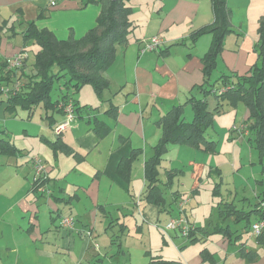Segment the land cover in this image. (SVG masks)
<instances>
[{
	"label": "crops",
	"instance_id": "0c3cea01",
	"mask_svg": "<svg viewBox=\"0 0 264 264\" xmlns=\"http://www.w3.org/2000/svg\"><path fill=\"white\" fill-rule=\"evenodd\" d=\"M239 1L226 0L230 23L235 19L233 10L238 9ZM240 3L242 4L243 1ZM130 5L132 6L131 3ZM247 7H249L247 16L249 20L243 18L239 22L236 21L240 29L235 28L237 33L243 36L238 35L234 39L233 35H230L226 39L229 40V47H234V51L238 49L239 55L233 54L232 50L224 47L217 56L216 67L210 75V83L226 74L222 73L224 69L232 72L242 70L248 72L256 64V62L250 63L253 57L251 51L256 52L258 24L264 15V0H249ZM133 9L132 6L130 20L134 23L135 29L140 23L138 17L141 16L145 20V26L138 34L140 36L136 37V43L131 42L132 38L129 40L128 37L127 45L118 48L114 63L105 72L109 83L108 89L98 96L90 86H84L73 96L76 106L81 110L65 131L58 135L53 132L54 126L64 119L63 112L58 111L57 108L45 110L46 107H36L40 108V118L47 123L44 126L52 132L51 138L45 135L44 127L26 123L30 119L18 118L17 111L14 114L6 112L9 114L7 118L3 111L0 118V139L10 141L24 154L5 156L0 152L2 158L0 168L12 167L16 172H30L33 177V181L27 183L26 180L22 183L19 199L10 206H17L21 216L28 218L27 228L21 232L26 234L29 245L7 242L6 252L16 260L12 262L7 257L8 261L4 264H19L20 258H23L27 264H52L56 258L67 259L68 264L74 261L75 264H94L99 259L102 261L98 264L103 261L104 264H131L126 258L132 246L131 239L141 237L145 225L160 234L162 247L164 243L167 244L162 234L164 232V227L161 226L162 217L168 221L173 216V212L168 213L166 206V211L160 213L161 208L142 200L146 190L145 172L147 163L154 160L155 147L162 135V130L156 122L172 107L183 104L184 98L187 101L190 96L196 97L194 87L203 83L202 57L209 48L211 36H207L206 39L201 36L195 42H192L191 36L194 31L212 24L214 17L211 0H156L152 7L145 8L141 15L135 14ZM99 12L98 7L80 8L77 0H60L54 8H50L48 0H0V60L2 62L11 60L25 49L28 58L19 72L30 74L32 71L27 66V61L30 53L35 51L33 48L37 49L38 46L33 40H24L29 23L33 22L38 29H48L58 39L68 38L69 32H72L75 38H79L95 26ZM231 29L236 33L232 27ZM152 36L163 38V45L156 52L140 55L139 44ZM235 42L239 44L236 45ZM197 44H201L200 47L206 50L195 52ZM220 61L226 66L219 63ZM220 64L221 70L218 71L217 67ZM85 88H90L94 96L87 97L84 92L86 90L89 94L90 89ZM53 99H57V95ZM188 107L191 109L189 104L184 106V112ZM99 125L105 131L102 136H98L95 131ZM242 125L244 122L236 126ZM228 133L224 136L228 137ZM253 134L247 130L242 137L230 135V138L242 139L251 146L248 140L253 139ZM15 136L19 139L31 140L36 145H41L43 142L44 146L49 147L45 149L44 154H34L42 158L47 165L49 181L45 188L49 194L33 185L35 178L31 163L23 162L27 148L22 142L16 143ZM176 145L167 146L155 167L159 179L158 185L164 190L166 204H171L170 207L168 206L169 210L175 206L172 198L174 193L182 198L185 197V194L179 193L177 187L172 190L176 186L173 183L178 177L177 174L183 173V169L178 168L179 164L171 162L170 154L167 153ZM216 149L218 152L221 151L218 142ZM136 150L140 152L132 158ZM225 154L228 155L231 165H234L233 159L236 160V157L232 149L230 153L225 151ZM168 172L172 173L170 182ZM197 172L198 175L201 174L203 168H199ZM16 175L20 176L21 173ZM196 179L200 181L202 178L192 176L190 191L192 196L195 195ZM261 179L262 174L255 181L257 193L263 190V186L258 183ZM165 187L172 190L169 199L167 198L169 190ZM222 202L226 201L222 200ZM41 207L48 209V217H41ZM64 215L74 217L80 233L90 231L91 236L84 237L83 234L68 233L60 229L58 227L60 217ZM252 216L253 221L250 220V224L257 220L255 214ZM115 220L127 229L121 238L123 254L120 256L117 255L116 245H112V237L118 233L119 225L114 223ZM111 222L112 228L108 229ZM233 225L229 227L231 234L217 233L220 237L217 241L219 247L217 248L221 254L219 259H216V252L213 249L202 246L197 251V256L190 254L192 257H189V261L192 264H264V249L257 247L254 236L250 237L249 230L244 229V226L241 227L240 223ZM196 226L198 227L197 224ZM6 227L16 230L18 226ZM199 228L201 230L195 235L198 240L199 236L205 237V230L203 227ZM216 228L217 226L215 230ZM172 233L174 237L178 236L175 232ZM172 233H170L171 238H173ZM157 238L158 241L149 244L155 243V250L159 251L160 237ZM187 242L189 245L185 241H175L174 244H180L179 248L184 250L188 246H195V242ZM243 243H246L245 248H242ZM204 250L212 255V262L209 257L203 261L201 252ZM142 252L145 253L144 258L148 259L147 264L153 257L172 261L165 259L162 254H152L147 245ZM160 252L161 250L158 253ZM249 252H257L258 259L249 263L244 258ZM74 254L75 257L72 259ZM56 264H66V262H56Z\"/></svg>",
	"mask_w": 264,
	"mask_h": 264
},
{
	"label": "trees",
	"instance_id": "16d2710c",
	"mask_svg": "<svg viewBox=\"0 0 264 264\" xmlns=\"http://www.w3.org/2000/svg\"><path fill=\"white\" fill-rule=\"evenodd\" d=\"M88 4L100 5V12L96 18L95 26L79 38H75L73 33L70 32L68 38L58 39L48 29H38L33 22L28 24V31L24 34V40H33L38 46L32 55L30 67L32 72L30 74L23 71L19 72L28 58V55H25V49H22L19 53L23 57L20 67L11 66L17 55L11 60L4 62L0 60V107L2 106L5 112L14 114L18 109H21L25 114L23 118L29 120L33 117L37 106L46 107L45 110L48 108H54L55 110L57 108L58 111H62L64 103L70 100L75 107L76 114H79L81 109L76 106L73 96L84 86H90L98 96L108 89L109 83L105 72L114 63L118 48L127 45L128 36L135 29L134 23L130 20L132 6L130 5V0H83L82 6ZM211 6L214 17L213 23L194 31L192 38H190L192 42H195L201 35L211 36L209 48L202 57L204 80L200 85V90L205 95L211 94L215 96V107L213 111H210L208 110L206 99L190 96L189 100L172 107L156 122L162 130V135L158 145L155 147L154 160L147 163L145 172L146 190L142 200L145 203L154 204L161 208L160 213L166 210H168V213L170 211L174 212V208L168 209L171 204H166L164 190L158 185L159 179L157 178L155 167L158 164L160 155L166 151L168 145L176 144L187 145L205 154H215L217 152V141L208 139L206 132L212 126L215 114L222 112L221 102L230 101L235 103L236 101H241L248 111L244 125L248 132L254 133L253 139L248 140V143L258 154L262 174V179L258 183L263 186V190L256 195L257 201L249 210L246 211L244 208H239L233 201L221 202L219 203V214L223 222L229 219L234 224L244 223V229L249 230L252 235L251 225L253 223L250 224L251 216L255 214L257 216L256 221L264 218V15L259 20L258 38L255 48L259 65L255 64L250 71L243 75L232 74L229 77L223 75L215 82L210 83V75L216 67L217 56L223 49V39L227 33L232 32L229 24L230 12L227 8L226 0H211ZM61 81L63 82L60 83ZM55 82L59 84L55 93L57 99H53L52 94ZM17 85L18 89L14 90ZM187 104L190 105L193 112L190 122H186L182 118L184 106ZM95 131L98 136H102L105 133L101 125ZM230 135L242 137V134L232 130V127L230 128ZM0 152L5 156L17 154L21 156L24 154L23 151L17 150L10 141L5 139H0ZM139 152V150L134 151L132 158ZM127 164H129V161ZM171 175V172L167 173L169 182ZM48 181V177L45 180L37 177L33 185L37 189H41ZM47 194H49V191ZM172 198L173 205L175 204L178 211V215L172 217H178L180 215L178 204L187 198L177 196V193H174ZM187 204L183 207L182 215L188 220L185 213ZM165 207L167 208L166 210ZM114 223L119 224L117 220ZM109 224L108 229H111L112 222ZM193 225L195 226L194 230L188 236V240L191 243L198 240L195 235L201 230L195 224ZM58 227L64 230L60 225V221ZM64 231L79 233V235L83 234L86 237L84 233H80L77 229V223L75 230ZM126 231V227L119 224L118 233L112 237V245H116L118 256L123 254L120 242ZM228 232L230 233L231 231L227 225L218 226L215 230V233L221 234H227ZM176 234L179 235L178 233ZM254 239L257 247L264 249V230L260 235L254 236ZM245 245L246 243H243L242 248H245ZM206 253L208 252L205 250L201 252L203 261L209 257L212 262V255L209 253L206 255ZM258 257L259 254L257 252H249L244 255V258L249 263L254 262ZM100 261L102 260L99 259L94 264H98ZM101 264H104V261ZM148 264L180 263L153 257L150 258Z\"/></svg>",
	"mask_w": 264,
	"mask_h": 264
},
{
	"label": "rangeland",
	"instance_id": "374dc122",
	"mask_svg": "<svg viewBox=\"0 0 264 264\" xmlns=\"http://www.w3.org/2000/svg\"><path fill=\"white\" fill-rule=\"evenodd\" d=\"M78 1L80 4V8L82 9L88 6H93V7H98L100 11V7L97 4H88L86 6H82L83 0H78ZM240 1H243V3L241 4ZM240 1L238 4L239 6L238 9L233 10L235 19H233V22L231 21V23H229L230 28L232 27L234 30L235 28L240 29L239 23H236V21L239 22V20L243 18L245 20H249L247 17L249 14V7H247V2L249 0H240ZM154 2H156V0L130 1V3L134 8L133 9L134 13L138 15H141V13L145 10V8L152 7V4ZM251 11L252 10H250V12ZM135 14L133 15L134 17ZM138 19L140 20L139 26L135 29L134 34L132 33L131 35L128 36L129 40L130 38H132L131 42L134 43H136L135 42L136 37L140 36L138 34L142 31L143 27L145 26V20L143 19V17L140 16L138 17ZM151 28L152 26H150V29ZM235 32L237 33L236 30ZM236 33L232 31L231 33H227L225 35L223 39L222 48L224 49L225 47V49L227 50H232V52H234L233 54L239 55V53L237 52L238 49L237 51L236 50L234 51L235 49L234 47H229V40L226 41V39L230 35L231 36L233 35L232 38L234 37V39H236L238 35H241L240 33L239 34L237 33L236 35ZM69 35L70 32L68 36ZM207 36L209 35H203L202 37L206 39L208 38ZM242 36L243 34L241 35V37ZM235 44L238 45L239 43L237 44L235 42ZM200 45L201 44H197V46L195 47V52L202 51L204 49V47L202 46L200 47ZM33 50H36V48H33ZM32 52L30 53L29 59L27 61L28 63L27 66L29 68L31 67L30 64L32 63V55H33ZM251 54L253 55V57L250 60V63L256 62V65H259L257 52L252 50ZM256 57L257 59H255ZM219 63L226 66V64H224L221 61ZM221 64L217 67L218 71L221 70ZM222 73H226L224 75L229 77L232 74L243 75L247 73V71L242 70L241 72H237V71L232 72L229 69H227V71L224 69ZM62 82L63 81H61L60 83ZM58 86L59 84L55 82L54 90L52 92L53 98L55 97V93L57 91ZM85 89H90V88H85ZM84 94L87 97L88 95L94 96L91 89L89 94L88 92H86V90ZM194 94L196 98L206 99L208 103V110L213 111L216 103L215 96L211 94L205 95L204 92L200 90V86L194 87ZM182 102L185 103V98L182 100ZM221 108H223L222 112L220 114H215L213 122L211 124L212 126L209 127V129L206 132V137L208 139L217 141L220 144L221 147L220 152L217 151L215 154H205L199 150L187 147V145L186 146L176 145L175 148H173L169 152L167 151V153L170 154L171 162H173L174 164H179L178 168L183 169V173L180 172L177 174L178 179L176 178L173 183L176 184V186H174L172 190H174L177 187L180 194H185L184 198H187L189 200L185 210L186 216L190 223H193L195 225L197 224L198 227H203V229L205 230V235H204L205 237L199 236V240L194 244L195 246H188V248L184 250L182 248H179L181 247L180 244H174V242L185 241V243L189 245L187 242L189 241L187 237H182L181 235L174 237L172 232L164 231L163 233L162 232L161 233L163 234V237L167 241V244L164 243L162 247V240L160 234L158 232L156 233L155 230L150 228L148 225H145L141 237L140 236L137 238L133 237L131 239L132 246L126 255V258L129 259L131 264H147L148 259L147 257L144 258L143 254L145 255V253L142 252V249H144L145 245L148 246V250H150L152 254H162V256L165 259H170L172 261L177 260L176 262H179L178 260H180L181 261L179 262L180 264H192L189 261V257H192L190 254L192 253L193 256H197L198 253L197 251H199V249H201L202 246L203 247L208 246L210 250L213 249L216 252V259H219L221 254H220V250L218 249L219 247L217 241L220 237L217 233H215V227L224 226V225L230 227L231 225L234 224L229 219L228 220L226 219L225 222H221V217L219 214V208H220L219 203L222 202V200L226 202L233 201L238 205L239 208H244V210L247 211L249 210V208H251L254 205L255 201H257L256 195L258 193L256 192V190L258 189H256L255 181L256 179L261 177L258 154L252 148V146H249L247 144L246 141L239 138H234V139L230 138V134L228 133L229 132L228 130L230 127H232V125H239L245 121V119L247 118L248 111L245 105L241 101H236L235 103H232L230 101L221 102ZM39 109L40 108L35 109V114L33 115V117H31L30 121H26V123H30V125L33 124V125H40V127H44L46 131L45 135L51 138L52 132L44 126L47 123L45 122V120H42L40 118ZM186 109L187 111L183 112L182 118L184 119V121L190 122L192 120V112L189 107ZM3 111L4 110L2 109V107H0V118ZM17 112H18V118L25 116V114L22 112L21 109H18ZM4 114L6 118L7 116H9V114H7L5 111ZM227 133L229 134V136L225 137L224 135ZM14 139L16 143L22 142V144H24L25 147L27 148L25 149V153L27 154L23 156L24 158L23 162L25 164L30 163V159L32 157H38V156H34V154H44V152L46 151L45 149L49 148L47 146H44L45 144L43 142H41V145L40 144L36 145V143L34 142L33 144L31 140L30 141L27 139L24 140L22 138L19 139L16 136L14 137ZM231 149L236 157V160L233 159L234 165L233 164L231 165L230 159L227 157L228 155L225 154V151H227V153H230ZM167 159H168V154H167ZM1 160L2 158H0V161ZM193 166L195 169H193ZM201 167L203 168V172L198 175L197 170ZM11 168H0V249H1L0 264H4L5 262H7L8 261L7 257H9L12 262H15L16 260L15 257L10 256L9 252H6L7 250L5 248L7 242L8 243L16 242V244H24L25 246L29 245L26 234L21 232L22 230L27 228L28 218L27 217L23 218L21 216V211L17 206L14 207H10V206L15 204V202L19 199L22 192V188H21L22 183L25 182L26 180L27 183L31 182V180L33 181V177H31L30 172L28 173L23 171L16 172V169L14 168L11 169ZM17 173L18 174L21 173V175L17 176L16 175ZM192 176L195 177L201 176L202 178L200 181L197 179L195 180L196 182L194 189L195 195L193 196L190 192ZM23 177L25 179H23ZM19 180L20 182H18ZM165 189L169 190V192H167V198L169 199L172 190H170L168 187H165ZM40 210L42 212L41 217L49 216L48 209L41 207ZM177 213L178 211L174 206L173 216L178 215ZM168 221L167 220L165 221V217H162L161 226L165 227ZM251 221H253V219ZM240 225L241 227H243L244 223H240ZM6 226H18V227L15 230L12 227L7 228ZM170 233H172L173 238H171ZM252 235L250 234V237H253ZM3 236L5 237L4 239L1 238ZM157 237H160L158 244V248L161 250L160 253H158L160 250L159 251L155 250L156 247L155 243L149 244V242L158 241ZM202 241L204 242L202 243ZM172 242H173V246H172ZM143 243L145 245H143ZM74 257L75 254L72 255V259ZM18 260H19V264H27L23 258H20ZM64 261L66 262V264L69 263V260L67 259L56 258V260L53 261L52 264H56V262H64ZM72 264H75V261Z\"/></svg>",
	"mask_w": 264,
	"mask_h": 264
},
{
	"label": "built area",
	"instance_id": "2783aa9c",
	"mask_svg": "<svg viewBox=\"0 0 264 264\" xmlns=\"http://www.w3.org/2000/svg\"><path fill=\"white\" fill-rule=\"evenodd\" d=\"M59 1L60 0H48V4L50 7H55L59 3ZM162 44H163V39L161 37L152 36L150 38L144 39L140 43V48L138 52L140 55L146 52H156L159 50ZM22 58L23 57L21 56V54L17 55L12 61L11 66L20 67ZM17 89H18V85L14 87V90H17ZM62 111L64 114L63 121L55 125L53 128V131L57 135L65 131L70 126V124L76 119V110H75L73 103L70 100L64 103ZM232 130L238 131L239 134L247 133V129L245 125H242L239 127L232 126ZM30 163H31V168H32L35 178L38 177V178H41L42 180L47 179L48 168L42 159H40L39 157H32L30 159ZM42 191L45 193L48 192L45 186L42 188ZM187 202H188V199L183 200L178 204L180 215L178 217H172L168 221V223L165 225V227L163 228V231H172V232L178 233L182 237L188 238L189 234L194 230L195 226L192 223H190L185 218V216L182 215L183 207L185 204H187ZM60 225L64 230L72 231V230H75L76 221L72 216H63L60 219ZM263 230H264V218H261L260 220L254 222L251 225V232L254 236L260 235ZM84 235L86 237H90L91 233L90 231H86L84 232Z\"/></svg>",
	"mask_w": 264,
	"mask_h": 264
}]
</instances>
